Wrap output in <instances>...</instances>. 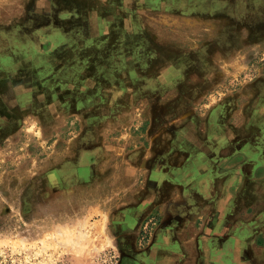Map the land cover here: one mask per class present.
<instances>
[{"label":"rangeland","instance_id":"obj_1","mask_svg":"<svg viewBox=\"0 0 264 264\" xmlns=\"http://www.w3.org/2000/svg\"><path fill=\"white\" fill-rule=\"evenodd\" d=\"M249 88L264 0H0V264H119L120 196Z\"/></svg>","mask_w":264,"mask_h":264},{"label":"crops","instance_id":"obj_2","mask_svg":"<svg viewBox=\"0 0 264 264\" xmlns=\"http://www.w3.org/2000/svg\"><path fill=\"white\" fill-rule=\"evenodd\" d=\"M251 90L216 110L193 162L152 168L120 196L109 216L120 264H264V90Z\"/></svg>","mask_w":264,"mask_h":264},{"label":"flooded vegetation","instance_id":"obj_3","mask_svg":"<svg viewBox=\"0 0 264 264\" xmlns=\"http://www.w3.org/2000/svg\"><path fill=\"white\" fill-rule=\"evenodd\" d=\"M224 106H226V103L224 104L223 103V105L221 104V106H220V111L223 113V114H225V115H229L230 114V112H231V110H233V109H235L233 106L230 108V110H227V109H224ZM222 108V109H221ZM166 167V166H165ZM119 264H120V260H119V262H118Z\"/></svg>","mask_w":264,"mask_h":264}]
</instances>
